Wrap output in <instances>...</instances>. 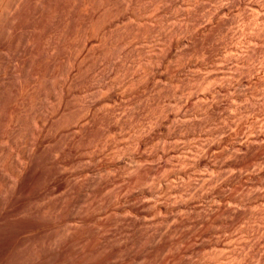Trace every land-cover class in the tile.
I'll return each instance as SVG.
<instances>
[{"label":"bare ground","instance_id":"obj_1","mask_svg":"<svg viewBox=\"0 0 264 264\" xmlns=\"http://www.w3.org/2000/svg\"><path fill=\"white\" fill-rule=\"evenodd\" d=\"M136 3L133 0H0V125L4 122L8 123L9 120L12 122L15 115L17 119L14 120H19L18 118L22 114L24 116L25 111V121L27 119L29 121H26L28 123L22 121L24 126L23 123L16 122L23 126L22 129L16 126L21 129L20 137L15 134L18 129L14 127L16 128L14 130L13 123L12 126L8 123L7 129L11 127L13 128L11 132H15L10 136L21 139L17 142V148L15 147L17 150L6 149L7 154H4V148L7 147L4 144L12 139L9 138V142L7 140L11 132L5 131V128L4 131L0 129L4 132L3 134L0 132V135H4L5 132L8 134L4 136L7 138L6 141L1 139L2 135L0 136L4 142V144L1 142L2 145L6 146L0 144L4 149H2L3 153L0 152V181H5L6 184L4 190L0 188L5 210L3 212L5 214L0 213V215L8 219L6 209L10 207L7 200L10 197H8L9 193L13 189L17 191H14V194L19 192L17 190L19 188L17 186H20L19 181L22 183L21 180L26 178L23 174L33 166L32 162L36 160L33 161L35 154L48 148V154H44L47 158L46 156L43 158L45 163L43 161V165L39 166L41 172L37 169L40 174V177L37 174L39 178L37 180H42V183L37 181L38 184H42L38 186L41 187L38 188V191L41 189L39 195L49 198L51 195L60 194V199L64 198L67 206L70 205V208L67 207L68 211L66 210L67 217L72 221L74 228L85 227L91 219L96 218L90 217V207L93 203L91 198L93 199L92 195L95 193L99 195L107 188H114L119 182L121 184L127 182L125 183L127 188L136 184L141 187L137 190L135 186L134 192L126 195V201L124 198L125 202L122 205L121 202L118 204L119 210L123 213L120 212L122 217L117 221L120 225L116 224L118 230L115 231V227L114 231L108 233L110 234L108 238L104 234V239L98 240L99 243L105 240L100 243V247L96 248L92 243L94 249L96 248L90 251L93 252L92 255L83 242V239L86 242L89 237L87 235L88 239L86 236L82 237L83 233L77 235L79 238L76 237L77 243L75 242L74 245L76 255L78 248L80 255H73L74 251L68 253L64 249L67 244L63 243L64 247L57 245V253L61 256L59 259V255L54 258L56 252L53 253V257L49 256L50 258L46 259L42 251L40 253L37 251L41 245L38 244L39 246L34 248L35 244L29 239L31 242L29 244L34 245L30 246L31 248L28 247L29 245L26 246L28 247L27 250L25 249L28 251L27 264H70L67 263V258L70 257L68 254H72L73 258L76 256L73 264H264V0H192L186 2L187 7L182 2L185 8L182 7L184 9L181 10L186 9L185 14L181 13L185 17H181L180 14L184 28L180 27L181 23L179 24L178 20H173L180 25V28L175 26L176 28L171 32L185 33L184 37L173 42L171 35H174L168 28L169 33L163 32L164 35L160 38L162 44L157 42V46L161 44L164 50L166 48V52L163 50L164 54L162 52L158 55L157 46L156 48L151 46L152 50L156 49L153 52L158 55H155L156 59L149 56L151 58L148 61L144 57L143 60L148 61L144 63L145 65L141 63L145 61H140L145 67L144 70L139 71L135 68L139 72L123 79V85L120 82L118 85L122 86L117 88L112 86L114 80L111 82L109 79L111 82L109 83V80L101 82V78H96L97 68L110 53L109 49L114 51L116 44L128 39L127 34L124 39V30L125 33L129 31L126 27L137 30L143 24H155L158 12L160 10L164 12L159 6L154 10V7L150 10L141 7L138 9ZM180 6L181 4L178 7ZM173 14H170L171 17ZM174 16L176 17V14ZM148 29L151 31L150 27ZM149 34L152 33L147 35ZM143 37L146 36L143 34ZM111 43L113 45L116 43L115 47L109 48L108 44ZM131 46L134 48V45ZM199 55L207 61H198L201 58L198 57ZM141 65L140 67H143ZM33 66L37 68L34 69ZM131 71L127 69V72L131 73ZM172 80L178 81L179 84L187 80L189 85L179 90L178 87L175 88L177 82L172 86L175 89H171L168 86ZM150 81L155 84L153 90L150 89L151 85L148 88ZM142 84L144 88L142 94L140 93L141 97H137L138 101L136 100L135 103L127 100L130 95L134 94L132 97L134 98L135 94H138L137 90ZM200 87L202 92L201 90L198 92ZM55 91L58 94H55ZM74 99L77 100L75 102H80L79 108L78 105L74 106L75 110L71 108ZM125 100L128 103V112L117 111L119 102L124 101L123 105L126 107ZM47 106H51V109H45L47 111L45 114L43 109ZM18 111L22 114H16L19 113ZM16 124L14 123V126ZM119 136H123V140L124 137L129 139L126 141L129 145L125 143L129 149L128 161L127 158L122 160V156L117 155L116 146V148L112 147V144L115 145L114 139ZM14 140L16 139H12L13 142L10 143H14ZM10 150L17 152L16 158L12 155V151L8 154ZM108 150L112 151L108 155L113 156V153L116 155L117 169L110 164L105 165V168L102 166L108 175L111 174L110 179L102 182L98 180L101 177L96 179L94 177L98 172L93 176L92 163L96 160L97 164V159L102 161L101 157L105 158ZM8 157L12 159L9 161L10 164L13 162L14 167L7 161ZM5 161L10 166L3 165ZM110 162L114 161L111 159ZM3 166H7L8 170H10L8 167H12L13 176L9 175ZM111 169L116 173L112 174ZM21 176H24V179ZM24 182L28 181L24 180ZM0 185L3 186L2 183ZM27 188L23 191L26 192L29 189ZM117 190L115 192H118ZM36 195L33 193L34 199ZM25 197L27 198V195ZM103 198L106 199L105 196ZM111 198L113 195L110 196ZM15 200L14 203H18ZM20 201L21 198L19 203ZM55 202L52 203L57 205ZM62 202L58 201V205ZM19 203L14 207L18 208ZM38 203L41 205L40 202ZM23 204L20 206L23 207ZM73 206L77 207V209L74 207L75 213ZM26 208L22 211H26ZM8 209L12 212L11 208ZM56 209L61 211L62 208ZM22 211L17 212V215L15 212V215L22 218ZM113 212L115 213L116 210ZM20 214L22 215L19 217ZM54 214L56 215V212ZM112 214L109 213L110 216ZM14 217L11 220L17 218ZM21 218L20 222L17 221L18 224L16 220L10 221L17 226L21 224L24 226L27 223H23L26 217L22 218L23 222ZM89 225V228H93L94 224ZM101 226L103 227L99 225L96 228ZM84 227L81 228L82 232L85 231ZM23 230L29 229L23 228ZM74 231L78 233L81 230ZM45 234L47 236V233ZM38 235L39 239L43 236L41 233ZM65 236L67 238L68 234ZM65 236L63 234V239ZM71 236L72 234L69 237ZM60 237L62 238V235ZM57 238L59 236L52 240ZM72 241L73 239H69V242ZM59 242L61 244L64 241ZM66 242L69 244L68 241ZM52 243H50L51 247L58 244L53 241ZM82 244L87 247L84 248L88 255L84 250H80L84 249ZM182 244H186L185 247ZM94 245L99 244L94 243ZM58 248H62L63 256L61 249ZM178 249L179 253H172L177 252ZM9 250L7 252H10ZM26 251L24 253L27 254Z\"/></svg>","mask_w":264,"mask_h":264},{"label":"rangeland","instance_id":"obj_2","mask_svg":"<svg viewBox=\"0 0 264 264\" xmlns=\"http://www.w3.org/2000/svg\"><path fill=\"white\" fill-rule=\"evenodd\" d=\"M133 1H135V3L138 2V4L136 3V5H135V6H137L136 8H138V6H139L138 9H141V8L145 9V8H146V9L150 10V9H152V8L154 7V8H153V10H154L155 8H156V9L158 8V7H156V6H159L161 9L163 8L164 12H162V11L160 10V8H159V10H160V12H161V13L158 12V16H157V17L159 18V20H158V18L156 17L157 22H156V23L154 22V23L157 24L158 26L155 25V24H153V23H152V25H148V24H147V25H146V24H145V25L143 24V26L141 25V26H142L143 28H145V29H146L147 27H148V28L150 27V30H151V31H149L148 28H147L146 30H145V29L143 30V28L140 27V26H139L140 28L138 27L137 30L135 29L136 31L133 30L132 27H128V28L126 27V29H129V31L127 30L126 33H125V30H124V39H126V38H125V36H126L125 34L128 35V37L126 36V37L128 38V39L126 40L127 42H126L125 40H123V42L125 41V44H124L122 41L120 42V44H119V43H118V44L114 43V45H113L112 43H111V44H108V45H109V48H113V46L115 47V44H116V48H115V50H117V51L114 50V51H115V52H114L112 49H111L112 51L109 49V52H110L112 55H111L110 53L106 55L107 57L104 58V60H103L104 62L102 61V62H103V63H102L103 65L101 64L100 67L97 68V71L95 72V73H96L95 76H96V78H99V79L101 78V79H100L101 82H102V80H103V82H104V80H105V81H106V80L108 81L109 79L111 80V82L114 80V82H113L114 85H112V86H114V87L117 86V88H118L119 86L121 87V86L123 85L122 83L124 82L125 79H127L128 77L133 76L134 73H136V72H139V71L144 70V68H145V67H144V65H145L144 63L148 62V61L150 60L151 57H155V59H156V56L160 55V54L163 52L164 48H163L162 45H161L163 41L160 39V38H162V36L164 35V34L162 35L163 32H168V30H169L168 28H170V31H169V32H171V30H172L173 28H176L177 26L179 27L180 25H181L180 27L183 26L182 28H184V24H183V22H181V21L183 20V18H182V19L180 18V14H181V13L185 14V13H186V12H185L186 9H185V10H181V9H184L185 7H187V5H186V4H187V3H186L187 1L189 2V1H192V0H187V1L185 0L186 2H185L184 0H182V1L179 0V1H177V2H176V0H164V2L161 1V0H157V1H155V0H151V1H150V0H148V1H147V0H143V1H142V0H133ZM140 1H141V2H140ZM146 1H147L148 3H147ZM159 1H160V2H159ZM167 1H168V3H167ZM172 1H173V2H172ZM174 1H175V2H174ZM180 1H181V2H180ZM143 2H144L145 5L143 4ZM145 2H146V3H145ZM152 2H153V4H152ZM157 2H159L158 5H157ZM161 2H162V3H161ZM165 2H166V4H165ZM170 2H171V3H170ZM182 2H184L185 7H184V5L182 6ZM141 3H142L143 5H142ZM175 3H176V4L179 3V4L176 5ZM146 4H148L147 7H146ZM160 4H161V5H160ZM180 4H181V6H180L181 8L178 7ZM140 5H141V6H140ZM154 5H155V6H154ZM164 5H165V6H164ZM166 5H167V6H166ZM142 6H143V7H142ZM144 6H145V7H144ZM162 6H164V7H162ZM172 6H175V7H172ZM140 7H141V8H140ZM148 7H149V8H148ZM168 7H169V8H168ZM182 7H184V8H182ZM175 8H176V9H175ZM178 8H179V9H178ZM167 9H168V10H167ZM166 10H167V11H166ZM175 10H176V11H175ZM180 10L183 11V12H181ZM172 11H175V12H172ZM179 11H180V12H179ZM170 12H171V13H170ZM176 12H177V13H176ZM159 13H160V14H159ZM166 13H167V14H166ZM169 13H170L171 15H172L173 13H174V14H173V16L171 17V15H170ZM175 14H176V17L174 16ZM177 14H178L179 16H178ZM161 15H162L163 19H162ZM165 15H166V16H165ZM164 16H165V17H164ZM177 16H178L180 19L177 18ZM160 17H161V18H160ZM173 17H174V18H177V19H174ZM181 17H185V15L182 16V14H181ZM164 19H166L167 21H164ZM168 19H169V20H168ZM171 19H172V21H171ZM173 20H176V21L178 20L177 22H179V24H180V23H181V24L178 25V23L175 22V23H177V25H176V24L174 23ZM180 20H181V21H180ZM165 22H166V23H165ZM169 22H170V23L172 22V23H171V26H170V23H169ZM159 23H160V24H159ZM164 23H165V25H164ZM166 24H167V25H166ZM159 25H161V26H159ZM153 26H154V27H153ZM163 26H166V27H163ZM175 26H176V27H175ZM152 27H153L154 29H153ZM160 27H161L162 30L159 29ZM180 27H179V28H180ZM131 28H132V29H131ZM166 28H167V29H166ZM164 29H165V30H164ZM138 30H139V31H138ZM154 30H155V31H154ZM156 30H158L159 32H157ZM133 31H134V32H133ZM141 31H142V32H141ZM143 31H144V32H143ZM169 32H168V33H169ZM131 33H132V34L134 33V34L132 35ZM135 33L137 34V36H136ZM142 33H143L144 36H146L147 38H146V37H143V34H142ZM145 33H146V34H145ZM148 33H152V34H149V36H148V35H147ZM156 33H158V35H157ZM171 33H172V32H171ZM171 33L169 34V36L171 35ZM174 33H175V32H174ZM177 33H178V32H177ZM177 33H176V34H173V33H172V34L175 36V38H174V36L171 35V37H172L171 39H174L173 42L176 41V39H181L180 37L183 38V37H184L183 34H185V33H182V32H180L181 35H180V33H178V34H177ZM154 34H156V35H154ZM140 35H141L142 37H140ZM159 35H160V36H159ZM166 35H167V34H166ZM179 35H180V36H179ZM155 36H156V37H155ZM157 36H158V37H157ZM151 37H153V38H151ZM177 37H179V38H177ZM131 38H132V39L134 38V39L132 40ZM139 38H140V39H139ZM144 38H145V39H144ZM129 39H130V40H129ZM138 39H139V40H138ZM142 39H143V40H142ZM147 39H148L149 42L147 41ZM150 39H152V40H150ZM154 39L156 40V42H155ZM144 40H145V41H144ZM132 41H134V42H132ZM140 41H141V42H140ZM153 41H154L155 44L153 43ZM161 41H162V42H161ZM128 42L130 43V46H129V43H128ZM136 42H137V43H136ZM157 42H161V44H158V46H157ZM121 43H123L124 45L122 44V46H121ZM126 43H127V44H126ZM135 43H136V44H135ZM138 43L141 44V45H139ZM144 43H145V44H144ZM131 44L134 45V48H132L133 46H131ZM149 44H150V45H149ZM151 44H152V45H151ZM111 45H112V46H111ZM117 45H119V46L117 47ZM135 45H136L137 47H136ZM142 45H144V46H142ZM145 45H146V46H145ZM147 45H148L149 47H147ZM154 45H155V46H154ZM160 45H161V46H160ZM120 46H121V47H120ZM151 46H152V47H155V48H156V46H157V48H156L157 51H156V49L154 50V48H153V50H152ZM159 46H160V47H159ZM144 47H145V48H144ZM161 47H162V48H161ZM118 48H119V49H118ZM122 48H123V49L125 48L124 50H125V53H126V51H127V54L124 53V50H123ZM130 48H132V49H130ZM136 48H138V49H136ZM158 48H159V49H158ZM141 49H142L143 51H142ZM144 49H146V50H144ZM122 50H123V51H122ZM131 50H133L134 52L131 51ZM139 50H140V52H139ZM149 50H150V51H149ZM151 50H152V51H151ZM159 50H160V51H159ZM137 51H138V52H137ZM146 51H147V52L149 51L148 54H147ZM155 51H156V53H157L158 55H157L156 53H153V52H155ZM116 52H118V53H116ZM119 52H120V53H119ZM128 52H129V55H130V53H131L132 55L135 53L136 56H135V54H134L133 56H132V55L129 56V55H128ZM136 52H137L138 54H137ZM158 52H159V53H158ZM164 52H166V48H165ZM164 52H163L162 54H164ZM114 53H115V54H114ZM144 53H145L146 55H148V56H146ZM152 53H153V54H152ZM123 54H124V55H123ZM141 54H142V55H141ZM143 54H144V55H143ZM151 54H152V55H151ZM113 55H114V56H113ZM125 55H126V56H125ZM127 55H128V56H127ZM155 55H156V56H155ZM110 56H111V58H110ZM116 56H118L119 58L117 59ZM139 56H142L143 58H142V57H139ZM149 56H151V57L149 58ZM115 57H116V59H115ZM122 57H124V58H122ZM129 57H130V58H129ZM131 57L133 58V60H132ZM144 57L147 58V59H145ZM198 57H199V58H200V57L202 58L201 55H199ZM107 58H109V59H107ZM113 58H114V59H113ZM125 58H126V59H125ZM139 58H141V59H139ZM199 58H197V59H199ZM201 58H200V59H201ZM105 59H106V60H105ZM124 59H125V60H124ZM130 59H131V60H130ZM138 59H139V60H138ZM143 59L148 60V61H145V60H143ZM200 59H199L198 61H202V60L207 61L206 59H203V58H202L201 60H200ZM107 60H108V61H107ZM110 60H111V62H113V61H114V62L111 63ZM116 60H117V61H120V62L116 63V62H115ZM126 60H127V61H126ZM129 60H130V61H129ZM135 60H136V61H135ZM137 60H138L139 62H138ZM141 60L145 61V62H141V63L144 64V65L142 64L143 67H140V65H141V64H140V61H141ZM153 60H154V58H153ZM124 61H125V62H124ZM106 62H107V63H106ZM109 62H110V63H109ZM123 62H124V63H123ZM126 62H127V63H126ZM109 64H111V66H109ZM118 64H119V66H118ZM129 64H130V65H129ZM134 64H135V65H134ZM139 64H140V65H139ZM35 65L37 66V64H35ZM104 65H106V66H104ZM115 65H116V66H115ZM123 65L126 67V69H125V67H123V68L121 67V66H123ZM142 65H141V66H142ZM36 66H33L34 69H35ZM101 66H103V67H101ZM108 66L110 67L111 70L109 69ZM127 66H128V67H127ZM129 66H130V67H129ZM132 66H133V68H131ZM138 66H139V67H138ZM33 67H31V68H33ZM104 67H107V68H104ZM116 67H117V68H116ZM36 68H37V67H36ZM102 68H103V69H102ZM112 68H113V69H112ZM114 68L116 69V71H115ZM120 68H121V69H120ZM135 68H137L139 71H138L137 69L135 70ZM140 68H141V69H140ZM119 69H120V70H119ZM122 69H123L124 71H123ZM127 69H129L130 71L132 70V71H134V72L131 71V73H132V74H131V73L127 72ZM98 70H99L100 72H99ZM101 70H102V71H101ZM107 70H108V71H107ZM112 70H113V71H112ZM121 70H122L123 72H122ZM125 70H126L127 73L125 72ZM111 71H112V73H111ZM104 72H105V73H104ZM113 72H114V73H113ZM115 72H116V73H115ZM97 73H98V74L100 73V74L98 75ZM117 73H118V74H117ZM120 73L122 74V76H121ZM106 74H107V75H106ZM110 74H111V75H110ZM108 75H109V76H108ZM113 75H114V77H113ZM116 75L119 76V77H117ZM123 75H125V76H123ZM97 76H98V77H97ZM115 76L117 77V79H116ZM103 77H104V79H103ZM112 77H113V79H112ZM122 77H124V78H122ZM105 78H106V79H105ZM107 78H108V79H107ZM119 78H121V79H119ZM118 79H119V81H118ZM123 79H124V80H123ZM173 79H174V78H173ZM110 80L108 81L109 83H111ZM116 80H117L118 82H117ZM98 81H99V80H98ZM186 81H187V80H186ZM186 81H185V82H182V83L179 84L178 81H174V80H172V82H170V85H169L168 87L171 88V89H173L174 87H172V86L176 85L175 83L178 82V84L175 86V88L178 87L177 89H179V90L181 89V90H182V89H184V86H185V85H186V88L188 87L187 85H189V83H187V82H189V81H187V82H186ZM120 82H121L122 85H121V84L118 85V83H120ZM113 83H112V84H113ZM171 83H172V84H171ZM184 83H185V84H184ZM191 83H192V82H191ZM152 84H153V86H152ZM150 85H151V87H150ZM181 85L183 86V88H181V87H182ZM139 87H141V88L137 90V93H138V94H135L134 98H132L134 94L130 95V98H128L127 100H130V102H131V100H132V102H135V103H136V100L138 99L137 97H139V98L141 97L142 89L144 88V87H143V84H142V86H139ZM149 87H150V89L153 90V89H155V88H154V87H155V84H154L153 82L150 81V82L148 83V88H149ZM179 87H180V88H179ZM175 88H174V89H175ZM200 88H201V89H200ZM200 88H198V89H199L198 92H199L200 90H201V92H202V87H200ZM57 91H58V90H57ZM185 91L187 92V90H185ZM58 92H59V91H58ZM140 93H141V94H140ZM55 94H58V93H56V91H55ZM75 95H76V94H74V96H75ZM76 97H77V96H76ZM31 98H32V96H31ZM76 99H77V98H76ZM76 99H74V100L72 101V103H73V102L75 103V104L73 103L72 106H73V107H74V106L77 107V105H78L77 108H79V106H80V105H79L80 102H79V101H78V102H75V101H77ZM71 100H72V98L69 100V102H70ZM127 100H125V103L127 104V105L125 104L126 107L123 105V104H124V103H123L124 101L117 103V105H118V106H117V111H118V110H119V111H120V110H121V111H122V110H123V111L125 110L124 113H125V112H126V113L128 112V108H127L128 103H127ZM137 101H138V100H137ZM139 101H140V100H139ZM30 102H31V101H30ZM70 103H71V102H70ZM70 103H69V104H70ZM78 103H79V104H78ZM30 104H31V103H30ZM30 104H29V106H30ZM119 105H120V106H119ZM121 105H123L124 107L121 106ZM27 106H28V105H27ZM51 106H52V105H51ZM51 106H49V107L47 106V108L45 107V108L43 109V111H44L45 109H48V108L51 109ZM72 106H71V108L75 110L76 108H75V107L73 108ZM129 106H130V105H129ZM27 108H28V107H27ZM49 109H48V110H49ZM26 110H27V109H26ZM72 111H73V110H72ZM121 111H120V112H121ZM123 111H122V112H123ZM18 112H19V111H18ZM28 112H29V111H28ZM44 112H45V114H46L47 111L45 110ZM20 113L22 114L21 111H20L19 113L16 112V114H18V115H20ZM23 113H24V116H23V114H22L21 117L18 118L19 120H17V121H15V120L17 119L16 115H15V116L13 115L14 117H13V119H12V122H10V120H9V122H8V123H11V125L9 124V126H12V123H13V128H14V127H16L18 124H20V123L22 124V123L25 121V116H26L25 113H26V111L23 112ZM14 114H15V113H14ZM144 115H145V114H144ZM146 115H147V114H146ZM22 116H23V119H22ZM27 116H28V115H27ZM69 116H70V115H69ZM28 117H29V116H28ZM28 117H26V119H27ZM14 118H16V119L14 120ZM21 119H22V120H21ZM13 120H14V122H13ZM22 121H23V122H22ZM26 121H28V119H27ZM26 121H25V122H26ZM16 122H18V124H16ZM25 122H24V123H25ZM28 122H29V121H28ZM28 122H26V123H28ZM5 123H6L7 125H6ZM8 123H7V122L2 123V125H3V124H4V125H3V126L0 125V126H2V127H0V129L3 130V129L5 128V131H10V132H11V131L13 130V128L9 127V129H11V130L7 129V127H8ZM14 123L16 124L15 126H14ZM24 123L22 124L23 126H24ZM6 126H7V127H6ZM23 126L18 125L17 127H21V129H22ZM17 127H16V128H17ZM16 128H14V130H16ZM17 129H18V128H17ZM21 129L19 128V129L17 130L19 133H18L17 131H15V132H16V133H15V132L13 131V132H11V133L9 134V136H8V134L5 132V134L8 136V139L4 137L5 134L2 135V134L4 133V132H3L4 130H3V131L0 130V132H2L1 135L4 137V138H3V137L0 135V136H1V139L5 140V141H6V139H7L8 142H9V140H10L9 138H12V139H16V140H17V141L14 140V143H10V142H13L12 139H11L9 143H5V144H4L3 140L0 139V144L2 145V143H3L4 145L7 146V147H6V146H3V145H2L3 147H6V148H4V149H5V150H4V149L2 148V146L0 145V147H1V148H0V152H1V153H3L2 151L4 150V154H5V153L7 152L6 149L9 150V149H12V148H13V150H17V149H16V148H17V145H18L17 142H18V140L21 139V138H19V137H20V131H21ZM8 133H9V132H8ZM12 133H15V134H16L17 136H19V137H17V136H16V137H12V136H10ZM17 133H18V134H17ZM94 133H95V132H94ZM15 134H14L13 136H15ZM7 136H6V137H7ZM120 137L122 138L123 136H119L117 139H114V140H115L116 142H118L119 144L116 143V142L114 141L115 145L112 144V147H115V146H116V147L118 148V149H117V155H119V157L122 156V157H121L122 160H126V158H127V161H128L129 159H128L127 155L129 154V153H128V152H129V149L126 147V144H128V142L126 143V141H129V139L127 140V139H125L126 137H124V140H125V141H124L123 138L121 139ZM18 138H19V139H18ZM119 138H120V140L118 141ZM122 140H123V141H122ZM15 141H16L17 144L15 143ZM120 141H121L122 144H125V143H126L125 145H123L124 147L122 146V144L120 143ZM1 142H2V143H1ZM7 144H10L9 146H11V147H9ZM11 144H12V145H11ZM14 144H16V145L14 146ZM19 144H20V143H19ZM116 144H117V145H116ZM120 144H121V145H120ZM113 145H114V146H113ZM128 145H129V144H128ZM8 147H9V148H8ZM15 147H16V148H15ZM116 147H115V148H116ZM14 148H15V149H14ZM115 148H114L113 150H115ZM122 148H123V150H122ZM2 149H3V150H2ZM45 149H46V150H45ZM120 149H121V150H120ZM124 149H125V150H124ZM13 150H10V151L8 152V154L11 153V151H12V155L15 156V155H16L15 153H17V152H16V151H13ZM47 150H48V148H44V149L42 150V152H40V151H41V150H40V151H39L40 153H39V152H38V154L36 153L35 156H34V159H33V161L36 159V160L34 161L35 163L32 162V163H33V166L31 165L32 167L30 168L32 172L30 171V169H29V171H26L25 173H27V174H26V175H25V173L23 174V175L26 177L25 179H24V176H21V178L23 177L22 179L27 180L28 182H30V183L32 182V183L30 184V183H28V182H24V180H21V182H22L23 184L20 183V181H19L20 186H17V187H19V188L17 189V190L19 191V192H18L19 194L16 193L17 191L13 189V191H12L11 193H9V195H8V197H9V196L12 197V200H10V201H11V203H10V201H9L10 197L7 198L8 202H9V203H8V206H10V207H8V206H7V207H8V208H11V209H12V212L9 211L8 208L6 209V210H8V211H6V214H7L8 219L10 218L9 220L6 219L4 216L0 215V258L3 257V258L0 260V261H1L0 263L4 262V264H10V263H11V264H27V262H28V261H27L28 251H26V250H27L28 247L31 248L32 245H34V244H35V245L33 246L34 248H35V246L38 247L39 245H41V247L39 246L38 249H37V248H36V249H37V251H38L39 253L42 251V254L44 253L43 255H46V256H45L46 259H47V257H49V256L53 257V255L55 254L54 252L57 253V247H58L59 245H60L59 247H61V246L64 247L66 244H67L66 247L68 246V247H67L68 249H69L70 246H72V248L70 247V249L68 250L66 247H64V249L67 250L68 253H69L70 251H71V252L74 251V253H72V254H73V255H76V253H75V251H76L75 249H76V248L74 247L75 242H76L75 240H77V238H79V236H77V235H80L81 233H83V234H81L82 237H83V236H86V235L89 237V239H88V237L86 236V239H88L89 241L86 240V242H85V239H83V240H84V241H83L84 244H86V246H87L88 248H87L85 245H83V244H82V246H83V248L86 247V248H87V251H89V253H91V255H92L93 252H90V251H93L92 248L94 249V247H96V248H97V247H100V246H101L100 243L105 242V240H103V242H100V243H99V241H101L102 239H104V238H103V235H104V234H105L106 237H107L108 235H110V234H108V233H111V232L114 231V230H115V231L118 230V229H117V228H118L117 226L120 225V223H118L117 221L122 217V216H121V213H122V212H121V210H119V209H120L119 206L122 205V203L126 201V198H127V196L129 195V192H130V193L134 192L133 190H134L135 186L137 187V190L141 187L140 185L136 184V185H134V186H132V187H128V188H127L126 185H125V183L127 184V182H125V183L123 182V184H121V183L119 182V183L115 184L116 186L114 185V188L112 187L113 189L110 187V189L112 190V192H110L111 190H110L109 188H107V189L110 190V191H106L107 189H105V190L103 191V193L100 192L99 195H98L97 193H95L94 195H92V197L94 196L93 199L91 198V200L93 201V203L91 204L92 206L90 207V212H91V213L93 212V213H92V215H91V213H90V217H92V218H95V217H96L97 219H96V218H95V219H91V218H90L91 220H90V222H89V224H90L91 226L94 224V225L92 226L93 228H91V227L89 228V227H88L89 224L85 225V227H84V226H81V227H79V229L74 228V227L72 226V221L70 220V218L67 217V216H68V214H67V211H68L67 209H68V208H67V207L70 208V205L68 204V206H67V204H66L67 202L64 201V200H65L64 198H61V199H60V197H61L60 194L57 193L58 195H55V196H54V195H51V197L53 196L52 198H51V197L47 198L48 196H45V197H44V196H40L41 194L39 195V192L41 191V189H39V191H38V188H41V187H38V186H42V184H41V183H42V180L40 179L41 183L38 184V182H40V181L37 180V179H39V178L37 177V174H38L39 172H41V171H40V170H41L40 167L43 165L42 162L44 161V159H43V158H45L44 156H46V158H47V155H44L45 153L48 154V151H47ZM126 150H127V152H126ZM45 151H46V152H45ZM108 151H109V150H108ZM108 151H107V154H106L105 158H104V157H101V159H103V160H102L103 162L100 161L99 159H97V164H96V160L94 161L95 163H94V162L92 163V164H93L92 167H93V169H94V170H93L94 173H92L93 176L96 175L97 172L99 173V172L101 171L102 173H99V174L97 173V176H94V177H95V179L98 178V177H101V179L98 178V180H101L102 182H103V181H106V179H110V177H111V176H110L111 174L108 175L107 172H105V170H104L105 165L108 166V165L110 164L111 167H115V168H116V163H115V162H116V159H115V156H116V155H115L114 153H113V156L110 155V154L108 155V153L112 152V151H109V152H108ZM118 151L120 152V154H118V153H119ZM123 152H125L126 154L124 155ZM13 153H14V154H13ZM127 153H128V154H127ZM6 154H7V153H6ZM121 154H122V155H121ZM42 155H43V157H41ZM125 156H126V157H125ZM17 157H18V156H17ZM38 157H39V158H38ZM111 157H112V158H111ZM14 158H16V156H15ZM99 158H100V157H99ZM107 158H108V159H107ZM109 158H110V159H109ZM9 159H10V158L8 157V158H7V161H9ZM104 159H105V161H104ZM106 159H107V161H109V162H107ZM111 159H112V161H114V162H110ZM113 159H115V160H113ZM10 160L12 161V159H10ZM11 161H9V164L11 163ZM36 161H37V163H36ZM5 162H6V161H5ZM5 162H4L3 165H5V164H7V166L13 165V162H12V164H10V165H8V163H7V162L5 163ZM105 162H106V163H105ZM44 163H45V161H44ZM107 163H108V164H107ZM112 163H113V164H112ZM40 164H42V165H40ZM95 164H96V165H95ZM114 164H115V165H114ZM34 165H35V167H34ZM36 165H37V166H36ZM97 165H98V166H97ZM7 166H6V167L3 166V167H5L4 169L6 170L7 173H9V175L13 176V173H11V172H12L11 168L14 167V165H13L11 168L8 167L11 171L7 169ZM39 166H40V167H39ZM96 166H97V168H99V170H98L97 168H95ZM102 166H103L104 168H103ZM107 166H106V167H107ZM44 167H45V166H44ZM100 167H101V168H100ZM39 168H40V169H39ZM37 169H38L39 172L37 171ZM116 169H117V168H116ZM5 170H4V171H5ZM8 171H10V172H8ZM113 171H114V170L111 169L112 174L116 173L115 171H114V172H113ZM28 172H29V173H28ZM103 172H104V173H103ZM109 173H110V172H109ZM100 174H101L102 176H99ZM27 175H28V176H27ZM31 175H32V176H31ZM39 175H40V174H38V176H39ZM107 175H108L109 178L107 177ZM39 177H40V176H39ZM103 177H104V179H103ZM105 177H106V178H105ZM21 178H20V179H21ZM27 178H28V179H27ZM37 181H38V182H37ZM127 181H128V180H127ZM0 182L3 184V186L0 185V188H2V189L5 188V185H6V184H5V181H0ZM1 183H0V184H1ZM9 183H10V182H9ZM24 183H25L26 185H25ZM36 183H37V184H36ZM4 184H5V185H4ZM10 184H11V183H10ZM28 184H29L30 186H29ZM120 184L123 185V186H121ZM134 184H135V183H134ZM23 185H24L25 188L23 187ZM27 185H28L29 187H28ZM118 185H119V186H118ZM1 186H2V187H1ZM32 186H33V187H32ZM17 187H15V188H17ZM27 187H28L29 189H28ZM121 187H122V188H121ZM26 188H27L28 190H26V192H24V191H25L24 189H26ZM30 188H31V189H30ZM33 188H34V189H33ZM115 188H117L118 190L115 189ZM125 188H126V189H125ZM129 188H130L131 190H130ZM132 188H133V189H132ZM2 189H0V190L2 191ZM19 189H20V190H19ZM21 189H22V190H21ZM32 189H33V190H32ZM127 189H128L129 191H127ZM3 190H4V189H3ZM23 190H24V191H23ZM29 190H31V191H29ZM116 190H117L118 192H115ZM120 190H121V191H120ZM137 190H135V191H137ZM1 191H0V193H1V196H2V192H1ZM14 191H16L15 194H17V195L14 194ZM21 191H22V193H21ZM28 191H29V192H32V193H29ZM37 191H38V193H37ZM35 192L37 193V195H36ZM104 192H105V193H104ZM107 192H108V193H107ZM121 192H123V193H121ZM124 192H126V194H125ZM127 192H128V193H127ZM12 193H13V194H12ZM20 193H21V196H20ZM24 193H25V194H24ZM27 193H28L29 195H31L33 199H31V196H29ZM33 193L37 196V197L35 196L36 199H34ZM112 193H114V194H112ZM115 193H117V195H116ZM118 193H119L120 195H119ZM22 194H24V195H23L24 197L22 196ZM103 194H104V195H103ZM108 194H109V195H108ZM124 194H125V196H124ZM127 194H128V195H127ZM11 195H12V196H11ZM14 195H15V196H14ZM26 195H27L28 200H26V199H27V198L25 197ZM59 195H60V196H59ZM100 195H101L102 197H101ZM112 195H113L114 200H113V198H111V199H112L113 201L110 199V196H112ZM114 195H116L117 197L114 196ZM126 195H127V196H126ZM1 196H0V197H1ZM19 196H20V197H19ZM38 196H39V197H38ZM96 196H97L99 199H97ZM104 196H105L106 199L103 198ZM108 196H109V197H108ZM123 196H124V197H123ZM15 197H16V198H15ZM17 197H19V198H17ZM29 197H30V198H29ZM41 197H42V199H40ZM95 197H96V198H95ZM122 197H123V199H122ZM125 197H126V198H125ZM14 198H15L16 200H15ZM20 198H21L20 203L22 202V204H23L24 202H26V201H31V202H29V203L26 202L27 204L24 203V204H23V207H22V206H20V205H22V204L19 203V199H20ZM25 198H26V199H25ZM102 198H103V201H101ZM117 198H118L119 201L117 200ZM124 198H125V201H124ZM1 199H2V197H1ZM1 199H0V203H1V204H0V210H1V209L3 208V206H4V203H3V205H2V202H3L4 199H2V200H1ZM17 199H18V200H17ZM22 199H23V200H22ZM30 199H31V200H30ZM44 199H46V200H44ZM52 199H53V200H52ZM14 200H15V202H18V203H19V207H18V208H16V207L18 206V203L15 204V203H14ZM38 200H39V201H38ZM40 200H41L43 203H42ZM43 200H44L45 202H44ZM48 200H49V201H48ZM50 200H51V201H50ZM55 200H56V202H55ZM60 200L63 201V202H62L61 204H59V205H60V206H59V205H58V201H59V203H60V202H61ZM94 200H95L96 202H95ZM98 200H99V201H98ZM106 200H107V201H106ZM109 200H110V202H109ZM23 201H24V202H23ZM97 201H98V203H97ZM116 201H118V202H116ZM12 202H13V205H12ZM38 202H40L41 205H38V204H39ZM46 202H47V203H50V205L47 204ZM52 202H55L57 205H55V204L52 203ZM65 202H66V203H65ZM99 202H100L101 204H100ZM103 202H104V203H103ZM113 202H115V203H113ZM120 202H121V204H120ZM30 203H31L32 205H31ZM35 203H36L37 205H36ZM110 203H112V204H110ZM10 204H11V205H10ZM28 204H29V205H28ZM53 204H54V205H53ZM62 204H65L66 206H65V205H62ZM98 204H99V205H98ZM105 204H106V206L104 207ZM107 204L109 205L108 207H107ZM115 204H116V205H115ZM118 204H120V205H118ZM1 205H2V206H1ZM14 205H16V207H14ZM24 205H27V206H24ZM44 205H45V206H44ZM46 205H47V206H46ZM94 205H97L98 207H97V206H94ZM111 205H113V206H111ZM12 206L15 208V211L13 210V207H12ZM28 206H29V207L31 206V207L29 208ZM33 206H34V207H33ZM40 206H41V207H40ZM42 206H43L44 208H43ZM61 206H62V207H61ZM93 206H94V207H93ZM99 206H101V207H99ZM110 206H111V207H110ZM115 206H117V207H115ZM1 207H2V208H1ZM20 207H21V210H19ZM24 207H25V208L27 207L28 209L26 208V211H22V210L25 209ZM38 207H39V208H38ZM52 207H54L55 209H56V208H60V209L62 208L63 210H62V209H61V211H59L58 209L55 210V209H53ZM74 207H75V206H73V209H74V210H75V208L77 209V207H75V208H74ZM103 207H104V208H103ZM23 208H24V209H23ZM45 208H46V210H45ZM49 208H50L51 210H50ZM92 208H93V209H92ZM94 208H97V209H94ZM99 208H100V209H99ZM101 208H103V209H101ZM108 208H109L110 210H109ZM17 209H18V211H16ZM31 209H32L33 211H32ZM35 209H36V210H35ZM37 209H39V210H37ZM40 209H41V210H40ZM47 209L50 210V211H52V212H50V211L47 212V211H48ZM106 209H107V210H106ZM114 209H115L116 212H118V213H116V212L114 213V212H113V211H115ZM44 210H45L46 212H45ZM66 210H67V211H66ZM92 210H93V211H92ZM94 210H96V212H95ZM99 210H100V213H99ZM103 210L106 211V212H104ZM112 210H113V211H112ZM21 211L23 212V213H22L23 215L20 214V215H18V216L20 217V216L22 215V218H23V219L26 217V218H25L26 221H24V222H23V219L20 217V218L22 219L21 222H23V223H26V222H27V223L24 225L25 227H24L23 224H21V223H20L21 225H20V224H19V225L22 226V227L17 226L18 222H20V220H19L20 218H18L16 215H17L18 213H20ZM63 211H64V212H63ZM108 211H109V212H108ZM3 212H5L4 208L0 211V213H3ZM9 212H10V213H13V214H12V215H11V214H8ZM15 212H16V215H15ZM17 212H18V213H17ZM26 212H27V214H26ZM39 212H40V213H39ZM55 212H56V215H57V216L54 214ZM57 212H58V213H57ZM59 212L61 213L60 215H59ZM75 212H76V210L74 211V213H75ZM120 212H121V213H120ZM24 213H25V214H24ZM35 213H36V214H35ZM37 213H39V214H37ZM44 213H47V215H46V214L44 215ZM48 213H49V214H48ZM52 213H53V214H52ZM103 213H104V214H103ZM105 213H106V215H105ZM109 213H110V214L114 213V214H112V215L110 216ZM119 213H120V214H119ZM3 214H5V213H3ZM30 214H31L32 216H31ZM50 214H51V215H50ZM63 214H64V215H63ZM65 214H66V215H65ZM93 214H94V215H93ZM122 214H123V213H122ZM14 215H15V217L18 218V220H16L17 218H15ZM24 215H25V217H23ZM38 215H39V216H38ZM42 215H43V216H42ZM48 215H50V216L47 217ZM52 215H54V216H52ZM9 216L14 217V218H15L14 220H16L15 222H16L17 224L14 223V222H11V221H14V220H11L12 217H9ZM28 216H29V217H28ZM55 216H56V217H55ZM63 216H64V217H63ZM100 216H101V217H100ZM103 216H104V218H103ZM106 216H107L108 218H107ZM113 216L115 217V219H114ZM117 216H118V219H117ZM38 217H39V218H38ZM40 217H41V219H40ZM45 217H46V218H45ZM51 217H52V218H51ZM53 217H54V218H53ZM60 217H61V218H60ZM112 217H113L114 221H113ZM42 218H43V219H42ZM44 218H45V219H44ZM62 218H63V219H62ZM66 218H67V221H68V222L66 221ZM101 218H103V219H101ZM106 218H107V219H106ZM47 219H48V220H47ZM54 219H55V220H54ZM60 219H61L62 221H61ZM111 219H112V220H111ZM116 219H117V220H116ZM10 220H11V221H10ZM38 220H39V221H38ZM40 220H41V221H40ZM45 220L48 221V222H46ZM49 220H50V221H49ZM69 220H70V221H69ZM97 220H98V221H97ZM101 220H102V221H101ZM108 220H110V222H109ZM17 221H18V222H17ZM43 221H45V222H43ZM53 221H54V222H53ZM99 221H100V222H99ZM111 221H112L113 223H112ZM29 222H30V223H29ZM52 222H53V224H52ZM61 222H62V223H61ZM65 222H67V223L69 224V226H67V223H65ZM70 222H71V223H70ZM95 222H96V223H95ZM101 222H102V223H101ZM107 222H108V223H107ZM119 222H120V221H119ZM39 223H40V224H39ZM47 223H48V224H47ZM91 223H92V224H91ZM100 223H101V224H100ZM14 224H15V225H14ZM28 224H29V225H28ZM30 224H33V225H30ZM49 224H50V225H49ZM62 224H63V225H62ZM65 224H66V225H65ZM70 224H71V225H70ZM107 224H108V225H107ZM109 224H111V225H109ZM116 224H118V225H116ZM90 225H89V226H90ZM96 225H97V226H99V225H103L104 228H103L102 226L99 227V228H96V227H97ZM105 225H107L108 228H107ZM114 225H115V226H114ZM64 226H65V227H64ZM113 226H114V227H113ZM26 227H28V228H26ZM31 227H32V229H31ZM33 227H34V228H33ZM82 227H84L83 230L85 229V231H83V232H82V229H81ZM110 227H111V228L113 227V228L111 229ZM115 227H116V228H115ZM23 228H24V229H29L30 231H29V230H28V231L26 230V231L28 232L29 235H30V233H31V235H32V234H33V235H32V236H31V235L29 236L28 234H25V233H27V232H26L25 230H23ZM38 228H39V230H38ZM46 228H47V229H46ZM64 228H65V230H64ZM73 228H74V229H73ZM114 228H115V229H114ZM52 229H53V230H52ZM54 229H55V230H54ZM59 229H60V232H59ZM62 229H63V231H62ZM67 229H68V230H67ZM70 229H71L72 231H71ZM90 229H92V230H90ZM97 229H100V230L97 231V232H95ZM101 229H104V230H101ZM110 229H111V230H110ZM113 229H114V230H113ZM41 230H42V231H41ZM66 230H67V232H66ZM74 230H77V231H78V230H81V231L78 232V233H79V234H78V233H77L76 231H74ZM86 230H87V231H86ZM107 230H108V231H107ZM49 231H52V232H49ZM102 231H103V232L106 231V232L103 233ZM32 232H33V233H32ZM39 232L41 233V235L43 234L42 238H40V239H39V235H38V234H40ZM44 232L47 233V236H46V234H45ZM88 232H89V233H88ZM37 233H38V234H37ZM52 233H53V234H52ZM57 233H58V234H57ZM62 233L64 234V236L68 234L67 238H66V236H65L64 239H65L66 241H68V242H69V239H73L72 243L69 242V244H68V243L63 239V234H62ZM65 233H66V234H65ZM84 233H86V234L84 235ZM97 233H98V234H97ZM106 233H107V234H106ZM34 234L36 235V237H35L36 239L34 238ZM59 234L62 235V238L60 237ZM70 234H72L71 238L69 237ZM75 234H76V236H75ZM89 234H90V235H89ZM93 234H94V235H93ZM96 234H97V235H96ZM101 234H102V235H101ZM24 235H26V236H24ZM44 235H45V237H44ZM92 235H93V236H92ZM105 235H104V237H105ZM27 236H28V238H27ZM56 236H59V238H61V240H63L64 242H61V244H60L59 241H61V240H59V238L52 240L54 237L56 238ZM73 236H75V237H73ZM97 236H99V237H97ZM24 237H25V238H24ZM37 237H38V238H37ZM46 237H47V238H46ZM48 237H49V238H48ZM51 237H52V238H51ZM72 237H73V238H72ZM76 237H77V238H76ZM92 237H93V238H92ZM33 238H34L35 240H34ZM43 238H44V239H43ZM68 238H69V239H68ZM100 238H101V239H100ZM107 238H108V237H107ZM25 239H26V240H25ZM29 239H31V240H32V243H34V244L30 245L31 242H30ZM90 239H91V241H92V239H93V241L91 242ZM105 239H106V238H105ZM24 240H25V241H24ZM27 240H28V242H27ZM33 240H34V241H33ZM41 240H43V241H42L43 243L41 242ZM51 240H52L53 242H57V243L59 242L58 244L55 245L56 247H55L54 245H52V247H51V244H50V243H52ZM56 240H59V241H56ZM98 240H99V241H98ZM70 241H71V240H70ZM96 241H98V242H96ZM23 242L25 243V245H22V244H24ZM38 242H39V243H38ZM48 242H50L49 245H48ZM83 242H82V243H83ZM29 243H30V244H29ZM40 243H41V244H40ZM63 243H64L65 245H64ZM70 243H71L72 245H71ZM73 243H74V244H73ZM76 243H77V242H76ZM89 243H91V245H90ZM92 243H93V246H94V247L92 246ZM94 243L99 244V245H98V246H97V245H94ZM26 244H27V245H26ZM38 244H39V245H38ZM52 244H53V243H52ZM28 245H29V246H28ZM46 245H47V246H46ZM57 245H58V246H57ZM69 245H70V246H69ZM76 245H77V244H76ZM88 245H89V246H88ZM184 245H186V244H182L183 247H185ZM26 246H28V247H26ZM30 246H31V247H30ZM48 246H50L51 248L48 247ZM77 246H78V245H77ZM77 246H76V247H77ZM79 246H80V245H79ZM79 246H78V247H79ZM182 246H181V247H182ZM44 247H46V248H44ZM47 247H48V248H47ZM53 247H55V248H53ZM63 247H62V248H63ZM89 247H90L91 249H90ZM62 248H60L61 250L58 248V249L60 250V252L62 251ZM74 248H75V249H74ZM86 248H84V249H80V250H84V252H85V251H86ZM96 248H95V249H96ZM9 249H12V250H9ZM25 249H26V250H25ZM40 249H41V250H40ZM42 249H43L44 251H43ZM54 249H56V251H55ZM64 249H63V250H64ZM72 249H73V250H72ZM78 249H79V248H78ZM78 249H77V255H80L79 252H78ZM95 249H94V250H95ZM7 250H9L10 252H7ZM25 251L27 252V254L24 253ZM87 251H86V252H87ZM175 251H176V250H175ZM178 251H179V249L177 250V252H174V251H173L172 253H173V254H174V253H175V254H176V253H179ZM45 252H46V253H45ZM47 252H48V253H47ZM51 252H52V254H51ZM86 252H85V253H86ZM53 253H54V254H53ZM89 253H88V254H89ZM7 254H8V255H7ZM23 254H25V255H23ZM59 254H60V253H59ZM59 254H58V253H57V255L55 254V255H54V256H55L54 258H57V256H58ZM62 254H63V253L61 252V255H62ZM72 254H68V257L70 256L69 258H70V259L72 258V260H70L69 258H67V259H68L67 263H70V264H71V262H72V264L74 263V260H75V258H76L77 255L74 256V258H73V257H72ZM86 254H87V253H86ZM88 254H87V255H88ZM22 256H23L24 258H26V260H25ZM62 256H63V255H62ZM60 257H61V256L59 255V256H58V259H59ZM184 257H185V256H184ZM22 258H23V259H22ZM49 258H50V257H49ZM49 258H48V259H49ZM54 258H53V259H54ZM187 258H188V257H187ZM18 260H19V263H18ZM20 260H21V261H20ZM26 261H27V262H26ZM38 261H39V260H37V262H38ZM70 261H71V262H70ZM24 262H26V263H24Z\"/></svg>","mask_w":264,"mask_h":264}]
</instances>
